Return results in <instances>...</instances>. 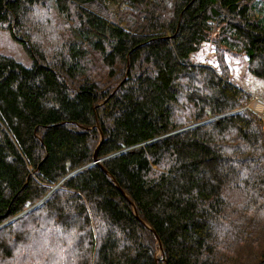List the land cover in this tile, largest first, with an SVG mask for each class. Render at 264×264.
Listing matches in <instances>:
<instances>
[{
	"label": "trees",
	"instance_id": "1",
	"mask_svg": "<svg viewBox=\"0 0 264 264\" xmlns=\"http://www.w3.org/2000/svg\"><path fill=\"white\" fill-rule=\"evenodd\" d=\"M47 1L65 29L34 21ZM263 11L0 0L32 61L0 55V264H264V121L190 60L212 42L264 80Z\"/></svg>",
	"mask_w": 264,
	"mask_h": 264
},
{
	"label": "rangeland",
	"instance_id": "2",
	"mask_svg": "<svg viewBox=\"0 0 264 264\" xmlns=\"http://www.w3.org/2000/svg\"><path fill=\"white\" fill-rule=\"evenodd\" d=\"M256 1L260 2L261 6H264V0ZM52 6L53 4L47 1L45 7L39 6L38 9L41 10L46 8L47 10L51 11L54 9ZM50 11L47 12L42 10L43 14L36 15L34 21L37 20V24H42V21H48L49 27L46 28L49 30L52 28H54L53 30L57 29L59 31L63 30V28L65 29L66 24L63 20L66 18L61 17L55 10L52 12ZM48 34L49 32H47V34L44 33L45 46L52 47L53 42L47 38ZM213 36L214 34L212 37ZM0 55L13 58L16 62L27 68L31 67L32 65L30 57L22 49V46L13 40L10 32L5 29H0ZM190 60L196 65H209L215 69H217V67L224 68L229 74L230 81L235 86L254 96L253 99L258 98L260 100L255 102L254 105H250V103L248 104V108L251 109L258 117H260L254 108L259 111L264 105V80L257 78L248 72L245 56L224 55L223 58H221V55H217L215 53L212 42H206L201 45L198 52L190 56ZM55 188L56 187L53 189ZM254 256L255 255L252 253V250H246L245 260L247 262L253 261Z\"/></svg>",
	"mask_w": 264,
	"mask_h": 264
},
{
	"label": "built area",
	"instance_id": "3",
	"mask_svg": "<svg viewBox=\"0 0 264 264\" xmlns=\"http://www.w3.org/2000/svg\"><path fill=\"white\" fill-rule=\"evenodd\" d=\"M260 101L258 98H254L251 102L250 105H254L255 102ZM254 110L259 114L260 118L263 119L264 121V105L262 106V109H260L259 111L256 110V108H254Z\"/></svg>",
	"mask_w": 264,
	"mask_h": 264
},
{
	"label": "water",
	"instance_id": "4",
	"mask_svg": "<svg viewBox=\"0 0 264 264\" xmlns=\"http://www.w3.org/2000/svg\"><path fill=\"white\" fill-rule=\"evenodd\" d=\"M211 120H213V119H211ZM208 121H210V120H208ZM208 121H206V122H208ZM203 123H205V122H203ZM102 160H98V158H97V156L96 155H94V157H93V165H95V164H100V162H101ZM134 212H135V209H134Z\"/></svg>",
	"mask_w": 264,
	"mask_h": 264
}]
</instances>
